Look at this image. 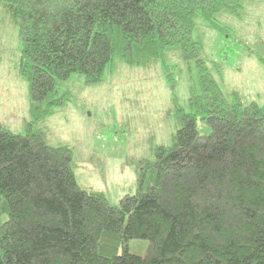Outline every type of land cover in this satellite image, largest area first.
Wrapping results in <instances>:
<instances>
[{
	"label": "trees",
	"instance_id": "16d2710c",
	"mask_svg": "<svg viewBox=\"0 0 264 264\" xmlns=\"http://www.w3.org/2000/svg\"><path fill=\"white\" fill-rule=\"evenodd\" d=\"M243 1L0 0L19 28L33 116L24 134L0 127V264H264V105L228 99L195 38L198 16L224 33L215 17L240 15ZM176 48L201 92L192 112L177 108L181 127L141 164L136 193L113 206L34 124L65 105L59 84L72 75L97 84L116 57L149 67ZM133 240L148 241L144 256Z\"/></svg>",
	"mask_w": 264,
	"mask_h": 264
},
{
	"label": "rangeland",
	"instance_id": "374dc122",
	"mask_svg": "<svg viewBox=\"0 0 264 264\" xmlns=\"http://www.w3.org/2000/svg\"><path fill=\"white\" fill-rule=\"evenodd\" d=\"M227 32L196 18L195 38L202 57L228 99L237 94L243 105H264V0H244L240 15L219 13ZM19 28L0 6V127L24 134L31 114L29 81L20 75ZM65 105L34 126L46 133L47 144L67 145L79 185L105 194L117 206L137 191L140 166L154 160L158 146L169 147L181 127L178 107L192 112L190 97L201 92L194 62L179 48L149 67L128 65L119 57L103 81L88 85L74 74L59 84ZM197 128L210 127L198 117ZM148 241L133 240L130 252L144 256Z\"/></svg>",
	"mask_w": 264,
	"mask_h": 264
}]
</instances>
